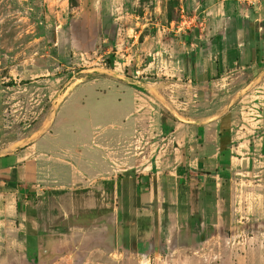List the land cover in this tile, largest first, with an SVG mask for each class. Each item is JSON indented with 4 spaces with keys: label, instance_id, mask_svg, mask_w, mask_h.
<instances>
[{
    "label": "rangeland",
    "instance_id": "1",
    "mask_svg": "<svg viewBox=\"0 0 264 264\" xmlns=\"http://www.w3.org/2000/svg\"><path fill=\"white\" fill-rule=\"evenodd\" d=\"M256 2L0 0V82L16 86V122L61 113L63 132L80 126L86 154L95 150L102 167L127 141L136 160L115 174L134 219L143 172L168 187L180 184L183 222L215 224L216 173L229 160L233 205L219 194L217 228L225 235L207 242L208 260L249 264L253 253L236 247L246 236L230 222L249 205L264 211V74L251 66L252 44L242 51L236 42L239 30L242 39L253 32L240 9ZM182 10L198 29L178 28ZM199 180L204 190L194 185ZM205 252L193 254L203 261Z\"/></svg>",
    "mask_w": 264,
    "mask_h": 264
},
{
    "label": "crops",
    "instance_id": "2",
    "mask_svg": "<svg viewBox=\"0 0 264 264\" xmlns=\"http://www.w3.org/2000/svg\"><path fill=\"white\" fill-rule=\"evenodd\" d=\"M240 11L246 25L253 24V32L242 39L239 30L237 46L243 51L245 43L252 44L251 66L260 67L259 75H263L264 0ZM60 115L48 120L38 114L28 124L16 122V86L0 82V264L227 263L226 259L208 260L213 249H206V244L215 235H225L217 228L223 225L218 220L223 207L219 194L233 205L230 178L226 186H221L220 178L215 183V224L197 218H191L188 224L182 221L188 211L181 206V193L185 191L180 190V184L175 182L168 187L163 180L153 182L146 178L148 173L141 172L136 177L139 192L134 197L139 204L135 211H140V217L134 219L126 210L131 197L121 194V178L115 174L120 166H130L136 160L132 147L126 146L125 141L122 149L112 152L109 163L102 167L95 163L94 149L86 154L80 126L70 125L71 132H63L67 118L58 124ZM33 123L36 125L32 126ZM208 139L211 141L212 136ZM86 157L89 159L85 160ZM194 185L205 189L200 180ZM204 194L207 202L209 193ZM247 207L251 210L242 209L240 219L231 220L230 227L245 234L236 247L253 253L249 264H264V211H255L252 205ZM189 211L193 217V209ZM197 223L198 228L192 230ZM208 226L212 233L206 232L204 227ZM202 251H206V260L200 261L193 252ZM231 252L229 256L234 255Z\"/></svg>",
    "mask_w": 264,
    "mask_h": 264
},
{
    "label": "built area",
    "instance_id": "3",
    "mask_svg": "<svg viewBox=\"0 0 264 264\" xmlns=\"http://www.w3.org/2000/svg\"><path fill=\"white\" fill-rule=\"evenodd\" d=\"M255 1H258V0H251V2H255ZM183 11L184 10L181 11L182 12V14H181V26L178 28H180L181 30H184V29L189 28L188 24H190L191 27L198 29V26L195 25L196 24V18L194 16H187L186 14H183L184 13ZM199 27H201V24H199Z\"/></svg>",
    "mask_w": 264,
    "mask_h": 264
},
{
    "label": "trees",
    "instance_id": "4",
    "mask_svg": "<svg viewBox=\"0 0 264 264\" xmlns=\"http://www.w3.org/2000/svg\"><path fill=\"white\" fill-rule=\"evenodd\" d=\"M228 167H229V160H226V163H221L220 166V170L219 173L217 172L216 174H218L220 180H221V186H226L228 183V176H229V172H228ZM224 199H226V196L223 195Z\"/></svg>",
    "mask_w": 264,
    "mask_h": 264
}]
</instances>
